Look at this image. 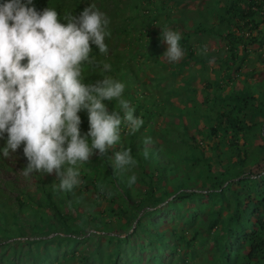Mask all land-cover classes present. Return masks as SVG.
Here are the masks:
<instances>
[{"label":"trees","instance_id":"1","mask_svg":"<svg viewBox=\"0 0 264 264\" xmlns=\"http://www.w3.org/2000/svg\"><path fill=\"white\" fill-rule=\"evenodd\" d=\"M127 1L122 0L124 5ZM36 2L40 4L38 8L40 9L48 0H36ZM183 2L187 5L201 0H162L160 5L153 0L149 2L152 8L148 11V16L158 20L153 14L156 10L162 16L169 17L173 9H167L168 4L176 6ZM202 2L205 6L204 10L192 11L194 19L189 21L193 24L195 40L201 45L207 40H220L226 43L227 51L217 58L213 56V52L194 57L204 71H207L206 65L212 61L218 63L220 67L215 71L216 81L211 82L209 76L202 79L205 84L202 101L198 100L195 94L187 95L188 102L192 104L190 110L179 108L180 115L173 114L175 118L188 116L191 120L190 124L185 125L183 121H180L181 124H177L176 121L167 123V127L162 129V133L165 134L162 137L166 135L173 137L168 139L166 146L161 147L155 142L158 128L148 127L155 115L147 103L155 105L156 102L138 100L128 90L126 96L130 97L129 102H135V115L141 116L144 120V125L134 135L129 134L124 125L121 126L124 135L128 137L125 148L131 149L132 156L142 170L141 174L136 176V182L129 186L128 180L132 173L116 169L114 161H111L114 159V151L108 150L103 159L97 156L91 165V162L83 164L85 168L81 170L84 174L81 180L86 181L83 187L87 188L89 184L93 186L96 195L93 200H82L75 192L76 188L70 192H57L56 195L61 198L53 199V188L47 186L50 181L41 179L38 184L39 190L44 193V198L37 204L40 208L28 205L31 208L29 211L28 206L26 209H21L26 201L20 198L18 207H6L5 200H1L0 210L1 208L7 210L0 216V248L5 249L4 252L11 251V255L7 254L8 264H15L13 258L21 252L26 255L25 258L33 260L34 264H54L56 260L58 264H64V258L60 259L58 255L62 247H64V255L68 256L66 262L76 260L78 264H95L96 261L99 264H177L180 258L168 259L165 262L164 253L169 250L173 257L175 254H181V249L185 247L192 249H189V258L192 259V255L196 258L197 247L203 246L204 243L201 233L194 228L192 221L199 216L197 214L199 209L206 208L200 206L204 199L208 200L210 206L219 207V210H213L211 213L213 222H210L208 230L212 231L219 222L223 224V228L215 234L214 243L220 251L215 253V263L214 261L213 263L264 264V146L254 147L256 139L264 143V79L256 84L246 82L242 89L228 94L225 93L226 87H222L232 81L234 75L241 72L254 45L264 46V30H262L264 27L261 28L264 23V0H202ZM128 7L129 9L133 7L137 13V16L129 19L136 23L142 22L144 13L141 15L139 13L144 5L141 1ZM213 18L218 20V23L211 22ZM167 21L169 25L173 23V20ZM158 22L161 25V21ZM184 23L183 27L187 28V23ZM145 25L148 24L140 26L145 27ZM255 32L258 34L254 35ZM123 33L127 34V31ZM182 33L184 34L181 29L180 34ZM185 41L187 47L184 49L188 50L192 43L187 42L188 36ZM91 47L92 57L102 56L95 45ZM189 56H192V53ZM189 56L182 61L179 73L189 67ZM257 59L264 63L260 55ZM88 68L92 71L97 70ZM98 72L101 71L98 69ZM256 72L252 70L239 74L253 78ZM260 76L264 78V71H261ZM168 78L164 75L159 77L160 80ZM195 80L196 75H193L192 78L185 80V84L189 86V91L197 93L196 87H190ZM135 81H139L138 77ZM209 88L213 90L209 92ZM183 90L187 92L188 89L183 88ZM106 103L110 113L115 107L119 110L116 101ZM79 115L82 120L81 132L87 133L89 129L87 112L81 111ZM202 123L203 129L200 128ZM191 129L196 133L191 134ZM146 130L148 131L144 133ZM124 135L121 134L120 144L124 142ZM229 136L231 139H228ZM146 137H151L152 143L156 145V148L149 145L147 158L143 155ZM200 139L202 141H199ZM204 143L209 145L208 151L211 152V156L207 159H205V151L200 147ZM163 147L170 148L164 149L169 158L164 164H162V160L165 159L164 151L161 150ZM2 158L3 156L0 155V183L15 188L18 184L16 181L4 179L8 175L7 172L15 168L14 162L9 159L3 161ZM178 160H180L178 164L174 163ZM182 162L187 165L186 170L179 168ZM103 168L108 169L107 172ZM94 174L96 178L93 179ZM199 181L202 182L201 187L208 189L209 192L185 190L191 188L189 182H194L195 185ZM103 201L109 202L110 207L102 212L93 209L94 204L100 205ZM190 201L192 204L196 202L199 208L184 210L183 205L189 204ZM160 204L165 205L158 209L157 206ZM47 210L51 213L49 214ZM22 211L30 218L29 220L21 218ZM165 211H173L174 218L179 220H184L186 213L188 215L184 229L175 225L169 232L170 237L167 236L168 231L160 229L161 231L155 233L154 230L148 229V225L152 223L150 219ZM224 211L227 215L223 219H216ZM106 217L110 218V221H107ZM113 219L116 221L114 222ZM123 219L126 223L122 222ZM133 221H137L136 227L132 233H128L126 240L119 234L113 235L120 228L131 230ZM42 228L48 229L41 233L45 234L43 236L55 235L50 240H47V237L36 238V232L38 233ZM190 230L194 233L190 239H187L186 233ZM222 230H225V233H222ZM99 232L105 234L98 235ZM19 237L22 239L17 240ZM132 237L138 239V244L135 246L129 244ZM102 238L107 240L104 245L99 242ZM88 243L95 244L91 254ZM113 245L116 249L113 254L110 253L112 250L109 253L105 251V247ZM32 247L35 250L37 247L40 251L36 254L32 252ZM137 250L141 253L137 254ZM94 253L97 257H94ZM11 260L14 263H10ZM204 261L209 263L206 259ZM189 263L196 264L195 261ZM181 264L188 263L184 261Z\"/></svg>","mask_w":264,"mask_h":264},{"label":"clouds","instance_id":"2","mask_svg":"<svg viewBox=\"0 0 264 264\" xmlns=\"http://www.w3.org/2000/svg\"><path fill=\"white\" fill-rule=\"evenodd\" d=\"M109 1L113 0H48L40 9L36 0L0 2V155L5 161L23 145L27 164L20 173L25 178L54 173L59 181L52 183L54 192L79 187L83 183L79 166L97 153L103 159L109 149L114 151L111 161L116 169L131 171L137 165L131 149L114 150L124 134L122 125L133 135L144 125L123 98L126 85L108 75L84 82L85 67L111 71L110 64L91 56V45L101 54L109 51L105 40L110 20L98 10H107ZM198 3L191 2L190 10L180 12L171 24L174 31L160 28L168 46L162 57L169 63L185 56L181 29L187 42L196 41L189 21L194 19L192 11L200 9ZM203 52L206 48L197 54ZM113 101L119 110L115 107L110 113L106 102ZM81 111L88 115L87 133L81 132ZM144 144L147 158L151 137ZM136 180L131 175L129 186Z\"/></svg>","mask_w":264,"mask_h":264},{"label":"rangeland","instance_id":"3","mask_svg":"<svg viewBox=\"0 0 264 264\" xmlns=\"http://www.w3.org/2000/svg\"><path fill=\"white\" fill-rule=\"evenodd\" d=\"M137 1H141V3L144 5L142 8L143 10L139 13H144L143 15V21L136 23V21H132L129 19V17H135L137 16V13L135 12L134 8L132 7L129 9V5L134 4ZM151 1L153 0H128L127 3L124 5L122 0H113L109 1L107 4V10L98 9L100 12L104 13L110 20V24L108 27V31L110 32V36L106 37L105 43L108 45V53L107 54H101L102 56L94 57L97 61H104L111 65V71L110 74H104L101 72H98V69L96 71L89 70L88 67H85L84 70V77H85V83H94L99 79V76L108 75L113 77L114 79H117L121 82H123L126 87L125 91L123 93V98L127 101H130V97H127V91H131V95L135 96L138 100H150L151 103H155V105H150V103H147V106L152 109L155 118L151 121L150 126H156L157 132L155 135L157 136L155 142L159 144L161 147L166 146V143L169 138L173 137L171 135H166L165 137H162L165 135L162 133V129H165L167 127V123L171 121H176L177 124H181L183 121L185 125L190 124V118L188 116L183 117H177L175 118L173 114L176 116H179L178 109H184L185 111L190 110L192 104L188 102L187 95H193L195 94L198 100L202 101L203 98V90L205 88V84L203 83L202 79L204 80L205 76H209L211 78V82L216 81L215 71L219 69V64L215 63L214 61L209 62L206 67H208L207 71H204L202 68V65L196 61L194 57L206 54L208 52H213L214 57L217 58L219 55H222L223 52L227 51L226 43L219 41H215L213 39L205 41L203 45L199 44L197 41L192 42L190 47H188V50H185V56L179 61L174 63H169L165 58H163V54L167 50V44L162 41V31L161 29L167 28L173 30V26L169 25V20L176 21L181 17V11L183 12V9L190 10L191 7H187L189 4H185L186 2H183L181 4H178L174 6L173 4H168L167 9H173V12L169 15V12L167 16H162L158 11L154 10L153 14L158 17L157 19L151 18L149 15L150 9L152 6H150ZM162 1V0H161ZM161 1L159 2L156 0L157 4L160 5ZM150 2V3H149ZM200 9H204V3L199 2L197 4ZM65 7L63 6L61 10H63ZM62 14V13H61ZM63 15V14H62ZM61 15V17H62ZM145 20V22H144ZM156 20V21H155ZM158 21H161V25ZM211 22L218 23V20L212 19ZM147 23L148 25H145V27H141L140 25ZM181 23V22H180ZM140 26V27H138ZM264 27V23L261 25V28ZM123 28V29H121ZM161 28V29H160ZM264 30V29H262ZM123 31H127V34H124ZM174 31V30H173ZM258 33L255 32L254 35H257ZM186 34H181V42L186 39ZM180 42V43H181ZM187 47V45L182 46L184 49ZM206 52H203L202 54H197L198 50L205 49ZM251 53L249 57L246 59L245 64H243V68L241 72L248 73L252 70L257 71L255 73V76L253 78H247L245 75H240L238 72L236 75H234V79L232 81H229L227 84L222 85V87L225 88V93L228 94L229 92L242 89L244 87V84L246 82H249L251 84H256L258 82H262L264 78L260 76L261 71H264V63L258 60V56L260 55L261 60H264V46L259 47L258 45H254L251 49ZM192 53V56H189ZM225 55V54H224ZM187 56H189V67L182 69L179 73V67H181V63L183 59H185ZM229 73H232V71H228ZM227 72V73H228ZM174 73V75H168ZM160 75H164L165 77H169L167 80H160ZM193 75H196V80L193 82V84L190 87H196L198 89L197 93H194L192 91H189L190 88L188 85L185 84V80H188L192 78ZM138 77L139 81L136 82L135 79ZM184 89H188L187 92ZM213 89L209 88L208 91L211 92ZM146 103V102H145ZM132 107H135V102H130ZM166 107V108H165ZM141 118V116H140ZM181 121V122H180ZM165 127V128H164ZM179 127V126H178ZM201 129L204 128V124L202 123L200 126ZM181 129V128H179ZM149 130V129H148ZM148 130H146L144 133H146ZM172 133V132H171ZM191 134H195V130H190ZM124 135V134H123ZM198 138H200L198 136ZM228 139H231V136L228 137ZM128 137L124 135V142L122 144H119L115 146V149L118 148H125L127 145ZM199 141H202L201 139ZM193 143V142H191ZM242 143V142H241ZM3 143L0 144L2 146ZM5 146V144H4ZM3 146V147H4ZM259 146H264V143L260 139H256L254 142V147L258 148ZM149 147V146H147ZM150 147L156 148V145L152 143ZM201 149L205 151V159L211 156V152L208 151L209 145L204 143L201 144ZM114 149V150H115ZM166 148L163 147L161 150L163 152V157L165 159L162 160V164L166 163V160H169L167 153L165 152ZM109 151H113L112 149H109ZM165 153V154H164ZM178 156L180 154H177ZM99 156V154H95L90 158V165L94 162L95 158ZM134 158V157H133ZM9 161L14 162L13 166L16 168L13 172H8L4 179L6 180H14L16 181L17 186L15 188H11L10 185H5L4 183H0V201L5 200L6 207H18V199H24L25 205L24 207H21V209H26L28 205L30 207L34 208H40L38 204L39 201H41L44 198V193L39 190V180H47L50 181V183L47 184L48 187H52V183L59 184V181H57V177L55 174L51 175H43L41 173L33 174L29 178H25L21 173V169L26 166L27 161L23 156V148L21 146L20 149L17 150L15 154H11L9 158ZM179 159V158H177ZM237 159L235 158L234 161ZM180 160L174 162L176 164L179 163ZM185 162V160H183ZM88 162V163H89ZM182 164L179 166L181 170H186V164ZM86 164V163H85ZM96 165V163H94ZM85 166L80 165L79 169L81 172V177L84 175L81 170H83ZM241 167H238V169ZM105 172H107L108 169L103 168ZM142 170L139 168L138 165L133 167L131 171H123L128 172L129 174L132 173L136 176H139ZM217 171V170H216ZM158 175V174H157ZM93 179L96 178V175L94 174ZM83 181V180H82ZM86 181L75 189V192L79 197H81L82 200L90 201L93 200V198L96 197L93 191L92 184H89V186L83 187ZM190 189H185L187 192H209L208 189L201 187L202 182L199 181L194 185V182H189ZM194 186V187H193ZM107 187V186H106ZM249 188V186L247 187ZM57 192H60V190H57L56 192L53 191V199H60L61 196L56 195ZM63 192V191H62ZM8 198H7V197ZM7 199H6V198ZM100 200V199H98ZM170 201V200H168ZM168 203V202H167ZM8 205V206H7ZM165 204H160L157 206L158 209L162 208ZM200 206H206L204 209H199L197 214L199 216L192 221L194 223V228L199 230L201 233V238L203 241V246L197 247L198 253L195 255H192V259L189 258L188 253L190 248H182L179 255L175 254V256L172 257L170 255L169 250H166L164 253V261L168 259H178L181 260L177 261V264H181L182 262L186 261L188 264L189 261L193 263V261L196 262V264H207L205 259L209 261L208 264H214V255L217 251H220V249L216 248L214 239L215 234L217 231L221 230L223 228V224L221 222L218 223V226L213 228L212 231H209L210 222H213V216L212 211L213 210H219V207H212L209 205L208 200H203L202 204ZM29 206L27 207V210L29 211L31 208ZM107 207H110V203L107 201H103L98 204L93 205V209L97 211H104L107 209ZM199 205L194 202L192 204V201H190L189 204L183 205L184 210H194L198 209ZM7 209L1 208L0 210V216L2 213H5ZM49 214L51 213L49 210H47ZM182 213V210L181 212ZM75 214V212H74ZM142 215V212L140 213ZM22 219L29 220L30 218L26 215L24 211L20 213ZM106 215V214H105ZM227 215V212L224 211L221 215H218L216 219L220 220L223 219ZM187 213L185 214L184 220H179L174 218V212H162L159 213L156 217L150 219L152 223L148 225V229L156 233V231H168L167 236H169V232L171 229L178 225L180 229H184L183 227L186 225L187 222ZM140 218V217H139ZM138 218V219H139ZM107 221H110V218L106 217ZM212 219V220H210ZM156 223H153V221ZM176 220V222H175ZM210 220V221H208ZM115 222L116 219H113ZM148 221V220H147ZM178 221V222H177ZM123 223H126V220H122ZM137 221H133L131 223L132 228L130 229H119L118 232H114L113 235H120L124 240L128 238V233H132L136 227ZM161 229V230H160ZM48 229L42 228L36 232V238H46L47 236H43L45 234H41L43 232H46ZM61 232V231H60ZM222 233H225V230L221 231ZM194 232L192 230L188 231L186 233L187 239H190ZM98 235H104V232L97 233ZM55 235V234H54ZM52 236L47 237V240H50ZM88 236L90 233L87 234ZM111 235V234H110ZM9 236V235H8ZM13 236V235H12ZM10 237V236H9ZM11 238V237H10ZM32 238V237H31ZM16 239V238H14ZM22 239L19 237L17 240ZM101 245H104L107 240L106 238H102L99 241ZM130 245L135 246L138 244V239L135 240L134 237L130 238ZM116 245V244H114ZM112 247H105L106 252L114 253L116 251L115 246ZM3 247V246H1ZM128 248V247H126ZM2 249V250H1ZM82 249V248H81ZM88 249L91 252L95 249L94 243H88ZM190 249V250H189ZM5 249L0 248V264H8L9 261L7 259V254L11 255V251L4 252ZM139 250V249H138ZM137 250V254L141 253ZM37 247L36 250L34 247H32V252L38 253ZM56 249L53 250L55 252ZM64 247H62L59 250V256L60 259L64 258V264H78V261H69L68 256L64 255ZM194 253V252H193ZM195 254V253H194ZM30 255V253H29ZM146 255V253H144ZM187 255V256H185ZM26 255L22 252L15 255V258H13L15 264H34L33 260H30L29 258H25ZM94 257H97V254L94 253ZM195 258V259H194ZM13 260L10 261V263H14ZM56 260V259H54ZM114 260V259H112ZM193 260V261H192ZM214 261V263H213ZM58 264V260L55 261ZM181 262V263H180ZM227 263V261H226ZM95 264H99L98 261L95 262ZM145 264V263H143Z\"/></svg>","mask_w":264,"mask_h":264}]
</instances>
